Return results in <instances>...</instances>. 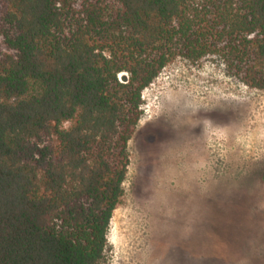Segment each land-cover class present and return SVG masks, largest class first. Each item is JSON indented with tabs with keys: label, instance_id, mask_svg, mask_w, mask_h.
Here are the masks:
<instances>
[{
	"label": "trees",
	"instance_id": "obj_1",
	"mask_svg": "<svg viewBox=\"0 0 264 264\" xmlns=\"http://www.w3.org/2000/svg\"><path fill=\"white\" fill-rule=\"evenodd\" d=\"M206 57L264 90V0H0V264L104 263L142 94Z\"/></svg>",
	"mask_w": 264,
	"mask_h": 264
},
{
	"label": "rangeland",
	"instance_id": "obj_2",
	"mask_svg": "<svg viewBox=\"0 0 264 264\" xmlns=\"http://www.w3.org/2000/svg\"><path fill=\"white\" fill-rule=\"evenodd\" d=\"M142 98L103 264H264V90L177 58Z\"/></svg>",
	"mask_w": 264,
	"mask_h": 264
}]
</instances>
